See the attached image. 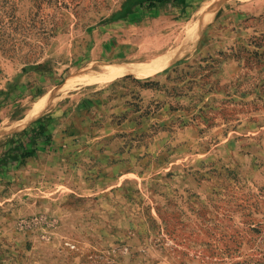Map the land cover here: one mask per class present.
<instances>
[{
    "label": "rangeland",
    "instance_id": "374dc122",
    "mask_svg": "<svg viewBox=\"0 0 264 264\" xmlns=\"http://www.w3.org/2000/svg\"><path fill=\"white\" fill-rule=\"evenodd\" d=\"M126 1L0 0V264H264V0Z\"/></svg>",
    "mask_w": 264,
    "mask_h": 264
},
{
    "label": "trees",
    "instance_id": "16d2710c",
    "mask_svg": "<svg viewBox=\"0 0 264 264\" xmlns=\"http://www.w3.org/2000/svg\"><path fill=\"white\" fill-rule=\"evenodd\" d=\"M190 5L191 0H127L121 10L107 21L111 23L130 22L140 15L159 12L167 6L184 11ZM51 123V118L40 116L26 125L20 137L7 141L0 158V174L9 166H24L39 151H46L53 142V134L50 131Z\"/></svg>",
    "mask_w": 264,
    "mask_h": 264
},
{
    "label": "bare ground",
    "instance_id": "6f19581e",
    "mask_svg": "<svg viewBox=\"0 0 264 264\" xmlns=\"http://www.w3.org/2000/svg\"><path fill=\"white\" fill-rule=\"evenodd\" d=\"M207 11V10H206ZM205 14V13H204ZM208 17V13H206L202 19V23L205 21V19ZM199 25L201 23H196L195 25ZM190 30V28H189ZM193 30H197V27L194 26V29ZM193 33V32H192ZM186 38V37H185ZM154 60V59H153ZM131 65V64H130ZM129 66V65H128ZM128 66H115V67H111L106 73H104L102 75V78L104 79H110V78H116V77H119L125 73H131V72H134L136 71L137 69L139 68H145L144 67H141V66H135V67H128ZM50 97V96H49ZM46 98V97H45ZM41 101V100H40ZM38 102L34 105V110L31 114H34V113H37L38 111L42 110L43 108L41 107V102Z\"/></svg>",
    "mask_w": 264,
    "mask_h": 264
}]
</instances>
